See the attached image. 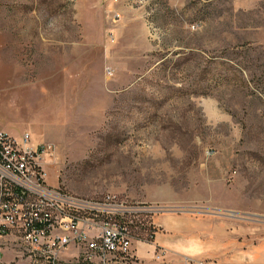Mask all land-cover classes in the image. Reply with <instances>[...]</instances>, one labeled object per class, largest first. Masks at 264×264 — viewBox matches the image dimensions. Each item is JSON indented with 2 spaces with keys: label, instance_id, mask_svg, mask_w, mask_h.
Returning <instances> with one entry per match:
<instances>
[{
  "label": "rangeland",
  "instance_id": "obj_1",
  "mask_svg": "<svg viewBox=\"0 0 264 264\" xmlns=\"http://www.w3.org/2000/svg\"><path fill=\"white\" fill-rule=\"evenodd\" d=\"M0 128L55 145L51 186L164 207L137 240L166 214L264 239V0H0Z\"/></svg>",
  "mask_w": 264,
  "mask_h": 264
},
{
  "label": "built area",
  "instance_id": "obj_2",
  "mask_svg": "<svg viewBox=\"0 0 264 264\" xmlns=\"http://www.w3.org/2000/svg\"><path fill=\"white\" fill-rule=\"evenodd\" d=\"M55 154L52 143L30 134L15 139L0 128V263L12 250L24 264H134L136 230L164 207L117 195L90 199L51 186ZM164 256L160 250L155 259Z\"/></svg>",
  "mask_w": 264,
  "mask_h": 264
},
{
  "label": "crops",
  "instance_id": "obj_3",
  "mask_svg": "<svg viewBox=\"0 0 264 264\" xmlns=\"http://www.w3.org/2000/svg\"><path fill=\"white\" fill-rule=\"evenodd\" d=\"M152 241L133 244L134 264H264V239L247 238L244 226L212 216L155 218ZM165 251L162 261L155 259Z\"/></svg>",
  "mask_w": 264,
  "mask_h": 264
}]
</instances>
